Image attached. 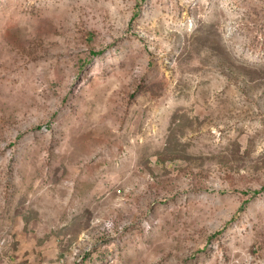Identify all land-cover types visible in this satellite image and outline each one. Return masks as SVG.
Listing matches in <instances>:
<instances>
[{
    "label": "rangeland",
    "instance_id": "rangeland-1",
    "mask_svg": "<svg viewBox=\"0 0 264 264\" xmlns=\"http://www.w3.org/2000/svg\"><path fill=\"white\" fill-rule=\"evenodd\" d=\"M87 237L264 264V0H0V264Z\"/></svg>",
    "mask_w": 264,
    "mask_h": 264
},
{
    "label": "built area",
    "instance_id": "built-area-1",
    "mask_svg": "<svg viewBox=\"0 0 264 264\" xmlns=\"http://www.w3.org/2000/svg\"><path fill=\"white\" fill-rule=\"evenodd\" d=\"M109 230H114V225H109ZM92 236V235H91ZM83 242L85 244H83ZM81 244L76 247L74 251V260L75 264H85L89 258L94 256L98 251V245L93 244L91 237H87V239L83 240Z\"/></svg>",
    "mask_w": 264,
    "mask_h": 264
}]
</instances>
